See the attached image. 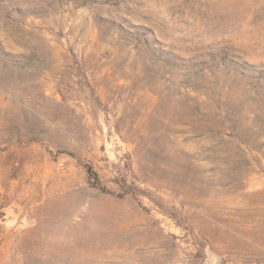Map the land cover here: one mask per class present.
<instances>
[{
    "label": "rangeland",
    "instance_id": "1",
    "mask_svg": "<svg viewBox=\"0 0 264 264\" xmlns=\"http://www.w3.org/2000/svg\"><path fill=\"white\" fill-rule=\"evenodd\" d=\"M219 258L264 264V0H0V264Z\"/></svg>",
    "mask_w": 264,
    "mask_h": 264
},
{
    "label": "trees",
    "instance_id": "2",
    "mask_svg": "<svg viewBox=\"0 0 264 264\" xmlns=\"http://www.w3.org/2000/svg\"><path fill=\"white\" fill-rule=\"evenodd\" d=\"M86 167H87V171L89 172V174L92 176V177H94V179H95V183L96 184H99L98 182H99V179H98V175L95 173V171L93 170V168L90 166V165H86Z\"/></svg>",
    "mask_w": 264,
    "mask_h": 264
},
{
    "label": "water",
    "instance_id": "3",
    "mask_svg": "<svg viewBox=\"0 0 264 264\" xmlns=\"http://www.w3.org/2000/svg\"><path fill=\"white\" fill-rule=\"evenodd\" d=\"M219 262H220V258L218 259V261L216 262V264H219Z\"/></svg>",
    "mask_w": 264,
    "mask_h": 264
}]
</instances>
